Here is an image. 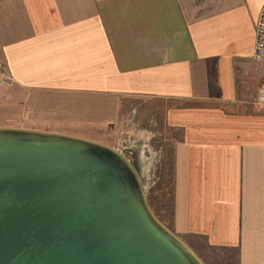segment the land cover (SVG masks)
I'll return each instance as SVG.
<instances>
[{
    "label": "crops",
    "instance_id": "1",
    "mask_svg": "<svg viewBox=\"0 0 264 264\" xmlns=\"http://www.w3.org/2000/svg\"><path fill=\"white\" fill-rule=\"evenodd\" d=\"M263 2L0 0V127L118 149L122 99L176 102L170 229L196 253L193 242L264 264Z\"/></svg>",
    "mask_w": 264,
    "mask_h": 264
},
{
    "label": "water",
    "instance_id": "2",
    "mask_svg": "<svg viewBox=\"0 0 264 264\" xmlns=\"http://www.w3.org/2000/svg\"><path fill=\"white\" fill-rule=\"evenodd\" d=\"M0 264H205L106 143L0 127Z\"/></svg>",
    "mask_w": 264,
    "mask_h": 264
},
{
    "label": "rangeland",
    "instance_id": "3",
    "mask_svg": "<svg viewBox=\"0 0 264 264\" xmlns=\"http://www.w3.org/2000/svg\"><path fill=\"white\" fill-rule=\"evenodd\" d=\"M175 103L126 97L120 103L118 124L113 131L118 150L132 161L139 173L151 209L169 228L172 219L171 145L178 132L167 125L165 114ZM192 244L205 264H236L233 252L227 254L201 243Z\"/></svg>",
    "mask_w": 264,
    "mask_h": 264
},
{
    "label": "built area",
    "instance_id": "4",
    "mask_svg": "<svg viewBox=\"0 0 264 264\" xmlns=\"http://www.w3.org/2000/svg\"><path fill=\"white\" fill-rule=\"evenodd\" d=\"M253 58L256 60H262L264 58V2L260 7L255 21ZM6 78L4 65L0 62V83H4L7 80ZM258 100L264 102V93L259 95Z\"/></svg>",
    "mask_w": 264,
    "mask_h": 264
}]
</instances>
